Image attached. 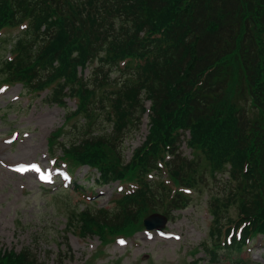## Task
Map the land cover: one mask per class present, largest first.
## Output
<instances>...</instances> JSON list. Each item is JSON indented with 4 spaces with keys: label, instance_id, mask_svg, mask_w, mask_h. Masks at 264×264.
I'll use <instances>...</instances> for the list:
<instances>
[{
    "label": "trees",
    "instance_id": "1",
    "mask_svg": "<svg viewBox=\"0 0 264 264\" xmlns=\"http://www.w3.org/2000/svg\"><path fill=\"white\" fill-rule=\"evenodd\" d=\"M0 40L10 53L0 60L1 82L36 91L64 77L49 99L66 105L63 98L76 95L80 111L97 109L112 125L109 132L91 121L76 125L77 139L61 146L95 167L101 183L135 186L110 208L78 213L81 236L105 242L132 233L159 208L166 216L186 208L184 189L211 190L207 182L220 188L208 194L205 264L264 234V0H0ZM92 60L89 74L78 72ZM111 71L124 77L112 82ZM144 100L148 131L124 163L118 143L138 129ZM183 142L189 156H181ZM155 171L166 180L161 172L148 178ZM230 207L235 228L244 226L240 240L226 243ZM0 264L38 262L25 247L0 250Z\"/></svg>",
    "mask_w": 264,
    "mask_h": 264
},
{
    "label": "rangeland",
    "instance_id": "2",
    "mask_svg": "<svg viewBox=\"0 0 264 264\" xmlns=\"http://www.w3.org/2000/svg\"><path fill=\"white\" fill-rule=\"evenodd\" d=\"M18 32L17 29L8 31L10 36L7 37L13 38ZM5 48L0 49V60H4L9 52V46ZM90 71V66L86 65L81 73L87 75ZM109 73V80L114 78L119 81L124 77L120 73ZM0 90L2 250L20 251L25 247L30 248L38 264H184L187 261L192 264V261H197L194 264H205L211 260L210 255L201 248L202 241L208 239L211 219L205 203L211 190L215 192L220 188V185L211 182H207L212 187L211 190L200 186L189 194L185 209L168 213L162 229L176 234L178 238H164L154 230H151L148 236L147 231H139V228L135 227L134 235L115 239L103 248L97 236L76 235L73 228L75 222L65 224L66 217L71 213L70 209L77 213L89 207L110 208L113 205V197L117 195V184L98 183L99 174L83 166L75 172L76 182L80 183L82 188L79 193L78 188H73L72 185L63 188V178L60 175L55 176L46 186L39 185L30 174L21 175L19 171L13 170L16 163L32 160L41 163L45 161L46 156L50 158L61 154L59 142H69L76 137V133L70 132V128L65 126L66 116L75 108H71V101L61 107L48 103L50 100L47 98V90L37 94L26 91L20 84ZM145 106H148V102H145ZM104 118V113L98 114L96 110V125L94 124L93 128L109 132L112 125ZM78 120L85 122L82 118ZM145 120L147 122L146 114L142 118L140 129L133 128L134 130L128 131L125 137H122V143H118L122 148L120 149L124 163L131 160L134 149L144 139L146 131L143 132L142 127ZM56 132L58 134L55 138ZM12 133L17 134V137L8 141ZM180 153L181 156H189V150L184 144ZM49 163L50 159L47 161V164ZM66 205H69V210ZM156 212L165 215L163 209L159 208ZM235 215L236 209L230 207L226 222L229 218H235ZM121 241L125 245H121ZM220 251L215 264H264V237L254 238L249 247L240 253L232 252L229 255L227 250ZM93 254L98 255L92 256ZM238 258L243 261H238Z\"/></svg>",
    "mask_w": 264,
    "mask_h": 264
},
{
    "label": "water",
    "instance_id": "3",
    "mask_svg": "<svg viewBox=\"0 0 264 264\" xmlns=\"http://www.w3.org/2000/svg\"><path fill=\"white\" fill-rule=\"evenodd\" d=\"M164 222L165 217L158 213L151 214L144 219V224L148 228L161 227L163 226Z\"/></svg>",
    "mask_w": 264,
    "mask_h": 264
},
{
    "label": "bare ground",
    "instance_id": "4",
    "mask_svg": "<svg viewBox=\"0 0 264 264\" xmlns=\"http://www.w3.org/2000/svg\"><path fill=\"white\" fill-rule=\"evenodd\" d=\"M144 130H145V128H144V126H143L142 131H144Z\"/></svg>",
    "mask_w": 264,
    "mask_h": 264
},
{
    "label": "snow or ice",
    "instance_id": "5",
    "mask_svg": "<svg viewBox=\"0 0 264 264\" xmlns=\"http://www.w3.org/2000/svg\"><path fill=\"white\" fill-rule=\"evenodd\" d=\"M0 91H2V90H0ZM121 243H123V242H121Z\"/></svg>",
    "mask_w": 264,
    "mask_h": 264
}]
</instances>
